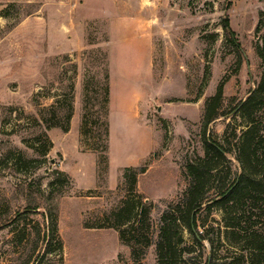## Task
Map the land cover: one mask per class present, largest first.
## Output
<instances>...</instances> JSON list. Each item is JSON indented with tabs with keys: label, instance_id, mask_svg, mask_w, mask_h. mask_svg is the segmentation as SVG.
<instances>
[{
	"label": "rangeland",
	"instance_id": "374dc122",
	"mask_svg": "<svg viewBox=\"0 0 264 264\" xmlns=\"http://www.w3.org/2000/svg\"><path fill=\"white\" fill-rule=\"evenodd\" d=\"M262 82L264 0H0V264H157L161 216L185 199L189 164L215 167L211 202L241 175H264ZM220 86L205 135L225 149L215 158L202 122ZM250 95L252 118L239 110ZM245 140L263 155L250 173ZM130 166L146 169L133 191ZM251 189L230 202L231 216L203 204L199 244L180 225L175 264H256L264 186ZM140 199L149 226L130 246L104 219L127 201L133 217Z\"/></svg>",
	"mask_w": 264,
	"mask_h": 264
},
{
	"label": "trees",
	"instance_id": "16d2710c",
	"mask_svg": "<svg viewBox=\"0 0 264 264\" xmlns=\"http://www.w3.org/2000/svg\"><path fill=\"white\" fill-rule=\"evenodd\" d=\"M222 25L225 30L226 36L232 46L236 49L239 55L242 54V50L240 44L235 37L234 31L230 27L229 18L226 16L222 20ZM259 26L256 27V32L259 31ZM264 82L261 84L263 85ZM253 94V93H252ZM222 97V88L221 86L218 88L216 94L211 98L208 99L206 109L203 116L202 122V133H203V142L205 146L206 155L211 154L212 157H222V151H225L224 147L218 145L217 143H212L209 141L206 135V128L208 124L213 121L215 118L218 117L217 106L219 101ZM255 100V96L250 95L244 102H241L239 105V110L244 111L246 110L248 116L250 118L253 117V102ZM70 113L66 115V118L69 119ZM254 130V127H249L245 131V135L251 134ZM246 140L242 141L241 147V156L242 157V164L244 167V171L250 173L249 169L251 164L258 165L261 163L263 159V155L258 153V150H254L253 155L250 151H245L244 147L246 145ZM248 144V143H247ZM250 144V143H249ZM249 146V145H248ZM261 156V157H260ZM205 159V158H204ZM255 161V163H254ZM209 164L207 160L204 161L203 164H189L187 167L188 174L192 178V181L189 187L186 190V197L185 199L177 203L176 205L171 204L168 206V209L162 213L161 216V226L157 241V254H158V263L157 264H175L173 256L174 250L176 249L177 244L182 242V235L176 233L177 228L180 225H184L188 228L191 234L195 237V242L200 243V239H205L204 235L197 230V214L203 208L204 203L211 202V198H205V191L204 186L206 183V177H214L211 173L215 169L214 166L206 165ZM206 169V171H201L202 169ZM201 169V170H200ZM146 171L145 167H125L123 172V177L125 183L129 184L130 189L133 191L136 188L137 184V177L139 174H142ZM256 175H254V179H245L243 175L240 176L239 179H236L231 185L225 188L220 193V198L217 199L215 202H211L206 205V209H211L213 206L217 205L223 209L224 213L228 216H231V205L230 202L233 200L234 197L238 198V201L244 199L245 191L251 189L256 194L261 193V188L264 186V175L259 179H255ZM206 199V200H205ZM205 200V201H204ZM139 204L136 207V212L133 217H130L132 212V205L128 203V201L124 204L119 206L117 209L111 211L109 214L105 216L104 226L117 229L119 231L120 239L127 243L130 246H133L137 243H140V239L138 238L137 233L143 227L148 229L149 223V212H150V204L145 203L142 199L139 200ZM32 210L25 211L23 214L17 213L16 220L22 218L23 216L31 213ZM51 228L52 233L55 230V221L53 217L51 218ZM137 222V225L135 224ZM231 233L236 234L239 232L240 225L230 223ZM88 227V226H87ZM136 231V232H135ZM176 233L177 238H174V234ZM200 238V239H199ZM256 240V239H255ZM254 240V249L253 253L250 254V260L253 263V260L258 258V254L262 255L260 259L256 262V264H264V242ZM257 251V252H256ZM256 254V255H255ZM254 258V259H253ZM172 260V262H171ZM255 264V263H254Z\"/></svg>",
	"mask_w": 264,
	"mask_h": 264
}]
</instances>
